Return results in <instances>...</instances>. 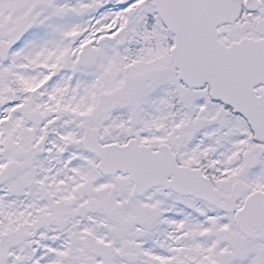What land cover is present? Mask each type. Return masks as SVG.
Listing matches in <instances>:
<instances>
[{"label":"snow or ice","instance_id":"obj_1","mask_svg":"<svg viewBox=\"0 0 264 264\" xmlns=\"http://www.w3.org/2000/svg\"><path fill=\"white\" fill-rule=\"evenodd\" d=\"M0 264H264V0H0Z\"/></svg>","mask_w":264,"mask_h":264}]
</instances>
